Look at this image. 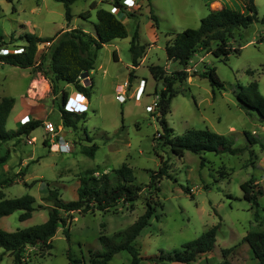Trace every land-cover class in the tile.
I'll return each instance as SVG.
<instances>
[{"label":"rangeland","instance_id":"374dc122","mask_svg":"<svg viewBox=\"0 0 264 264\" xmlns=\"http://www.w3.org/2000/svg\"><path fill=\"white\" fill-rule=\"evenodd\" d=\"M111 1L78 0L71 6L72 19L67 23L62 4L54 0H0V36L6 45L3 47L8 52L16 51L24 44L25 40L20 38L24 34L52 37L66 25L92 31L96 10H110ZM141 3L139 6L135 3L134 7L116 15L119 19H127L128 37L115 39L97 52L90 74L93 83L90 104L84 109L86 121L80 122L75 129L63 128L56 138L57 142H66L69 150H51L48 146L50 137L41 126L30 137L0 142V154L9 150V162L2 168L1 178H13L14 182L3 189L5 197L29 194L35 198L34 206H45L42 199L48 189L56 188L63 201L75 200L79 178L86 170L109 172L122 164L132 168L135 183L142 186L143 191L135 202H118L105 213H73L68 221L71 241H66L59 226L49 253H40L37 248L28 246L23 253V264H69L68 252L74 258H84L87 262L90 251L101 250L98 237L101 234L110 237L128 228L145 212L147 201L152 204L157 202L158 205H155L149 226L134 241L141 257L140 264H178L156 263L152 258L181 249L183 243L196 239L214 225L219 228L213 250L191 264L219 262L223 259L221 251L233 246L236 247L228 256L230 261L254 264L248 246L241 240L254 225L255 207L243 199L240 184L252 176L256 179L262 190L258 213L264 216V151L255 145L252 155L248 152L241 155L207 153L202 156L186 152L183 157L172 154L159 138L162 129L152 114L157 101L155 90L160 91L164 85L153 80L149 72L151 65L164 66L168 72L180 70V64L167 60L166 42L187 28L196 29L211 10L223 7L242 9L243 0H143ZM254 4L258 17H262L264 0H254ZM150 8L159 20L156 34L150 29ZM82 12H90L91 16L82 19L79 16ZM136 29L145 55L138 67L133 68L130 78L129 41ZM261 36H264V25L255 22L248 28L236 30L229 40L232 49L240 48L239 54L231 53L226 60L204 52L192 57L188 70L196 76L174 84V88L181 93L171 99L170 111L165 117L174 135L179 136L190 128H208L217 134L232 137L235 146L247 144L245 131L264 140V122L259 120L256 112L241 108L236 98L240 91L238 85L246 87L251 82L258 84V91L264 97V42H259ZM48 47L39 46L37 52V58L43 55L46 69ZM206 67L216 69V74L224 83L223 90L212 91L208 80L200 76ZM28 74L26 69L0 64V99L8 96L16 98L17 104H20V97L28 85ZM38 74L36 76H41L42 80L44 76ZM129 78L131 85L127 83ZM44 79L48 88L43 90L39 87L40 94L35 98L37 104L44 105L40 112L46 111L41 121L59 125L58 108L63 102L62 95H53L50 83ZM116 83H125L122 91L125 101L122 103L115 98ZM141 88L145 91L139 94L140 100H135L134 96ZM75 92L74 89L68 97ZM16 126L13 116L8 117L6 129L15 130ZM94 143L98 149L93 158L81 152L83 147ZM201 157L204 159L203 166ZM162 163L166 164L169 177L160 180L156 197L150 196V173L157 171ZM22 172L24 176H14ZM184 189H188L189 194ZM19 215L17 211L1 218L0 229L12 232L43 223L47 218V209H37L24 222L18 220ZM130 259L129 253L122 251L114 255L108 264H129ZM0 264H12V257L2 248Z\"/></svg>","mask_w":264,"mask_h":264},{"label":"trees","instance_id":"16d2710c","mask_svg":"<svg viewBox=\"0 0 264 264\" xmlns=\"http://www.w3.org/2000/svg\"><path fill=\"white\" fill-rule=\"evenodd\" d=\"M63 6L64 18L67 23L72 19L71 6L78 0H54ZM208 2L212 0H206ZM94 5H92V8ZM112 7L124 8L122 0H112ZM132 16L131 14H128ZM82 19H88L90 12H82L79 15ZM152 27L158 30V17L150 8L148 12ZM93 23L94 34L83 29L72 28L70 30L59 31L52 37H39L35 34L26 33L23 38L24 44L20 46L21 52H8L0 55V64L8 65L20 69L30 70L31 74H40L50 83L51 92L57 96L62 93V105L59 106L61 124L64 128L75 129L80 122L86 121V113L76 114L66 111L63 106L68 98L67 94L60 90L59 84H70L74 89L83 94L86 100L90 99V89L93 84L83 85L80 78L86 77L94 69L97 52L103 45L115 39L128 37L126 25L110 10L98 9L95 13ZM258 22L264 25V15L258 17L254 0H243L242 9L223 7L219 10H211L200 20L196 29L187 28L173 36L165 44V54L169 61L177 62L181 69H173L168 72L164 66L151 65L149 72L153 80L162 82L164 87L160 91L155 90L157 101L155 110L152 113L159 122L162 133L159 138L163 144L167 145L170 152L178 157H183L186 152L202 156L207 153L214 155H241L248 152L252 155V148L258 145L264 151V140L256 137L255 134L244 132L247 144L245 146H235L232 137L217 134L208 128H190L181 135H174L168 126L166 115L170 111L171 99L180 90L174 88L176 82H184L195 73H189L188 64L192 57L199 52L211 53L216 58L226 60L231 53L239 54L240 48L232 49L229 40L234 37L238 29L248 28L251 24ZM139 33L137 29L133 32L129 41V51L131 53L132 69L138 67L140 60L145 55L144 46L138 42ZM259 42H264L261 36ZM6 46L0 36V48ZM48 45V68L44 66L43 55L37 58L39 46ZM115 58V53H113ZM134 68V69H133ZM206 78L212 89L223 90L224 83L219 79L214 67H206L200 74ZM130 78L127 83L130 84ZM239 92L236 94L237 101L241 108L247 112H256L259 120L264 122V97L258 91V84L251 82L248 86L238 85ZM59 90V92H58ZM58 94V95H59ZM15 99L4 97L0 101V142L17 141L21 137H28L35 129L42 126L41 120H30L24 125H20L16 130H7L6 122ZM87 136V135H86ZM90 140V139H89ZM45 144V143H44ZM98 146L94 143L91 146L83 147L81 152L93 158ZM9 150L0 154V219L19 211L18 220L24 222L32 217L37 209H47V218L43 223L16 229L8 232L0 229V248L9 253L12 257V264H23L25 259L23 253L26 247H34L40 253H49L52 249V239L62 227V234L67 242L71 241L68 221L72 219L73 213L85 215L95 212H108L118 202L133 203L139 199L143 188L135 183L133 170L126 164H122L117 169L109 172H99L96 169L86 170L79 178V187L76 191L77 199L63 201L58 190L48 189L47 195L42 199L45 206H34L35 198L29 194L15 198H6L3 189L13 185V178H1V170L9 161ZM204 159L201 157V165ZM97 174V175H96ZM25 174L17 173L14 176L20 177ZM167 174L166 164L157 171L150 173V183L148 191L150 196L156 197L159 192L157 185ZM243 199L255 207L253 221L254 225L245 233L241 242L248 246V252L254 264H264V216L258 213V200L262 195V190L256 179L252 176L248 181L240 184ZM188 189L184 192L189 194ZM158 203L146 202L145 212L128 228L108 237L100 235L98 237L101 250L90 251L87 262L84 258H74L70 252L67 253L69 264H108L114 255L125 251L129 253L131 259L129 264H140L141 257L134 241L141 232L149 226L150 219L155 212V205ZM219 226L214 225L202 233L196 239L182 244L181 249L173 250L164 255L152 258L154 262H169L178 264H191L197 261L201 255L208 254L213 250L216 241V233ZM236 246L223 249V259L212 264H235L228 259Z\"/></svg>","mask_w":264,"mask_h":264},{"label":"crops","instance_id":"0c3cea01","mask_svg":"<svg viewBox=\"0 0 264 264\" xmlns=\"http://www.w3.org/2000/svg\"><path fill=\"white\" fill-rule=\"evenodd\" d=\"M141 1H143V0H135V3L138 4V6H139V4H142ZM111 5H112V1H111ZM120 9H121V12L122 13L124 11H127L124 8H120ZM106 10H109V9H106ZM126 20L127 19H125V20L123 19L122 22L124 24H126ZM149 24H151L150 25L151 26L150 27L151 32H153V34H156V31L157 30L152 27V23H149ZM72 28H74V27L73 26H70V25H66V27L65 28H62L60 31H65L67 29L70 30ZM88 33L94 34V29L92 31H88ZM27 71H29V74H28L29 75V81H28V85H26V88H25L24 92L22 93L23 95L20 97V99H21L20 104H17V99L14 98L15 99V103H14V106H13V108L11 109V111L9 113V116H8V117L13 116L14 122L16 123V125H17L16 127L17 128L20 126L19 121H20V119L22 117L27 116L30 120H42L43 116L45 117V114L44 113L46 112L44 110H42L40 112L41 108H43L44 105L43 104L42 105L41 104H37L36 101H35V98L37 99L38 98V94H40L39 93V87H40V89L42 88L43 90H44V88H48V85L46 84V80L44 78L42 80H40V77L41 76H36L37 74H31L30 70H27ZM90 74H91V71L88 73L87 79L86 80H81L80 82L82 84L85 83L86 85L93 84L92 81H91V79H90ZM124 85H125V83L124 84L116 83L114 85V90L116 92V95H117V93H120L121 90L122 91L124 90V88H123ZM129 85H131V83ZM44 86H46V87H44ZM59 88H60V90H63L64 92H66L67 96H69L72 92H74V87L72 85H70V84L60 83L59 84ZM144 91L145 90L144 89L142 90V88H141V90H138V92H137L138 95L136 94L134 96L135 100H140V96L141 95L139 96V94H143ZM60 94H62V93L60 92ZM132 94H133V92H131V95ZM5 97H8V96H5ZM1 99H0V101H1ZM89 100H86L85 99V104L89 105L90 104V101ZM31 105H35V106L37 105L39 107H37V108L34 107L33 108V107H31ZM58 113H59V111H58ZM59 117H60V114H59ZM7 120H8V118H7ZM55 126L58 127V128H60V130L58 131V134H60L61 132H63V128L64 127L61 124V119H60V124L59 125H55ZM42 127H43V122H42ZM57 136H56V138H57ZM28 137H30V135ZM56 138H55L56 145L60 146L62 144H67L64 141L63 142H57ZM49 145H50V143L48 144V146ZM67 146L68 147H64V149H68L69 150V145L67 144Z\"/></svg>","mask_w":264,"mask_h":264},{"label":"built area","instance_id":"2783aa9c","mask_svg":"<svg viewBox=\"0 0 264 264\" xmlns=\"http://www.w3.org/2000/svg\"><path fill=\"white\" fill-rule=\"evenodd\" d=\"M122 4H123L124 9L128 10V9L135 6V0H130V1L129 0H123ZM110 12L116 16L121 12V9L116 8V7H111ZM14 52L20 53L21 49H18ZM7 53H8V50H6L4 48L0 49V55H6ZM86 79H87V76L80 78V81L86 80ZM123 88H125V85ZM116 100L119 103H122L125 101V97H124L122 90L120 91V93H117ZM86 107H87V104H85V96L79 92H75L71 95V97H68L64 106H63V108L66 111L73 112L76 114L85 113L84 109H86ZM29 121H30V119L27 116H24L20 119L19 123H20V125H24ZM43 129L50 137L51 142H50L49 148L51 150L58 151V152L68 151V149H64V147H68L67 144H62L60 146L56 145L55 138L58 135V131L60 130V128L56 127L51 122L45 121V122H43Z\"/></svg>","mask_w":264,"mask_h":264},{"label":"water","instance_id":"95a60500","mask_svg":"<svg viewBox=\"0 0 264 264\" xmlns=\"http://www.w3.org/2000/svg\"><path fill=\"white\" fill-rule=\"evenodd\" d=\"M83 85L85 86L86 84L84 83Z\"/></svg>","mask_w":264,"mask_h":264}]
</instances>
